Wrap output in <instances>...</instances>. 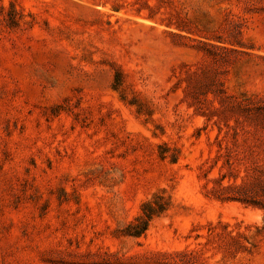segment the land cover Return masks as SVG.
<instances>
[{
  "label": "rangeland",
  "instance_id": "rangeland-1",
  "mask_svg": "<svg viewBox=\"0 0 264 264\" xmlns=\"http://www.w3.org/2000/svg\"><path fill=\"white\" fill-rule=\"evenodd\" d=\"M262 206L264 0H0V264H264Z\"/></svg>",
  "mask_w": 264,
  "mask_h": 264
},
{
  "label": "trees",
  "instance_id": "trees-1",
  "mask_svg": "<svg viewBox=\"0 0 264 264\" xmlns=\"http://www.w3.org/2000/svg\"><path fill=\"white\" fill-rule=\"evenodd\" d=\"M164 154H162L163 156ZM175 161V158H173ZM227 188V187H225ZM230 188V187H229ZM160 195L153 196L152 199L146 201L142 205V212L138 215L133 221L129 222L126 227L123 229V233L129 236L138 237L143 235L149 228L152 219L156 216L163 214L169 208L167 203H158L156 198H159ZM222 197V196H218ZM229 199H240L244 200L247 203H253L249 200L238 197H230ZM264 207V206H262Z\"/></svg>",
  "mask_w": 264,
  "mask_h": 264
}]
</instances>
